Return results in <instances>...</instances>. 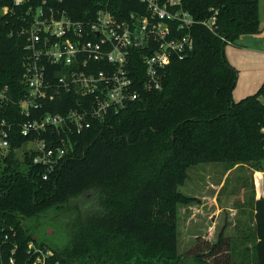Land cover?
<instances>
[{"label": "trees", "instance_id": "16d2710c", "mask_svg": "<svg viewBox=\"0 0 264 264\" xmlns=\"http://www.w3.org/2000/svg\"><path fill=\"white\" fill-rule=\"evenodd\" d=\"M106 2L65 5L73 19L84 21ZM183 4L198 20L217 10L216 31L195 25L194 49L167 67L163 89L143 92L119 114L72 137L73 150L51 180H43L44 169L30 154L17 153L28 138L16 127L11 150L0 157V218L15 227L23 247L29 241L46 245L62 264H179L176 205L184 198L177 189L189 166L219 161L263 169L264 84L235 102L239 73L225 51L260 32L259 0ZM10 5L0 0V89H11L10 120L21 123L17 102L27 93L21 83L27 53L22 38L9 36L10 18L1 15ZM109 6L120 19L139 9L137 0H109ZM135 76L143 80L142 73ZM75 99L65 95L41 113L65 114ZM48 229L55 234L47 236ZM255 235L254 264H264V198L255 203ZM187 254L204 264H234L232 240L223 235L214 243L197 237Z\"/></svg>", "mask_w": 264, "mask_h": 264}, {"label": "built area", "instance_id": "2783aa9c", "mask_svg": "<svg viewBox=\"0 0 264 264\" xmlns=\"http://www.w3.org/2000/svg\"><path fill=\"white\" fill-rule=\"evenodd\" d=\"M74 1L11 0L1 9L10 18L9 36L22 38L27 53L21 77L27 93L17 102L23 117L18 123L9 116L11 89H0V157L11 150L19 125V136L33 147L24 149V143L16 151L33 157V164L44 169L45 181L73 150L72 137L95 121L119 114L143 92L162 90L167 67L194 49L193 27L199 24L215 32L218 23L217 10L198 20L183 0H137L138 11L126 19L112 12L107 0L93 18L79 21L65 5ZM137 58L140 65L135 67ZM137 73H142L141 82ZM65 95L76 98L65 114L41 113ZM57 256L35 241L23 247L15 227L0 218V264H62Z\"/></svg>", "mask_w": 264, "mask_h": 264}, {"label": "rangeland", "instance_id": "374dc122", "mask_svg": "<svg viewBox=\"0 0 264 264\" xmlns=\"http://www.w3.org/2000/svg\"><path fill=\"white\" fill-rule=\"evenodd\" d=\"M225 51L227 57L232 52L236 60L243 59L233 96L234 101L239 102L262 86L253 85L246 93L245 86L254 77L251 72L258 71L249 61L255 55L237 54L232 44H228ZM261 100L264 103V95ZM31 147L32 143L24 145V149ZM262 166L263 169H259L256 164L246 163L231 168L219 161H197L189 166L184 183L177 189L184 198V202L176 205L179 264H204L188 256L189 249L197 237L214 243L221 235L232 240L234 264L255 263V203L264 195V175H261L264 162Z\"/></svg>", "mask_w": 264, "mask_h": 264}, {"label": "crops", "instance_id": "0c3cea01", "mask_svg": "<svg viewBox=\"0 0 264 264\" xmlns=\"http://www.w3.org/2000/svg\"><path fill=\"white\" fill-rule=\"evenodd\" d=\"M259 10H260V32L258 34H253V35H244L241 38H239L234 44H232V46L236 47V50L238 52L237 54L242 53V55L246 54V56H249V54L255 55L253 58H250L249 61H251L250 62L251 66H257L258 71H255L254 73L251 72L252 75H254V77L251 80L250 84L247 83V85L245 86L246 93H249V89L253 88V85L259 87L260 85L264 84V0H259ZM234 57L235 55L232 52L230 53V57L226 56L230 65L234 67L238 71V73L239 72L241 73L242 67L240 65L241 63H243V59H241L240 56L241 60L239 61L236 60V58ZM239 77L240 76H238V79ZM234 94H235V90L233 96ZM261 198H264V195L260 196L256 201L260 200Z\"/></svg>", "mask_w": 264, "mask_h": 264}, {"label": "water", "instance_id": "95a60500", "mask_svg": "<svg viewBox=\"0 0 264 264\" xmlns=\"http://www.w3.org/2000/svg\"><path fill=\"white\" fill-rule=\"evenodd\" d=\"M45 234L47 236H53L55 234V231L53 229H48ZM39 239V235L35 236V240H38Z\"/></svg>", "mask_w": 264, "mask_h": 264}]
</instances>
